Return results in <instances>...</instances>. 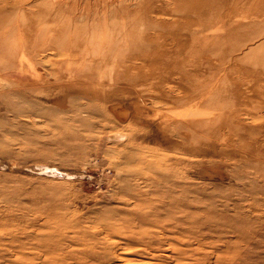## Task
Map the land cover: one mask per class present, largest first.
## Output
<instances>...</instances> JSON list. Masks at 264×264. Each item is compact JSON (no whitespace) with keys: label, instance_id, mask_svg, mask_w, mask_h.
<instances>
[{"label":"rangeland","instance_id":"rangeland-1","mask_svg":"<svg viewBox=\"0 0 264 264\" xmlns=\"http://www.w3.org/2000/svg\"><path fill=\"white\" fill-rule=\"evenodd\" d=\"M76 1L0 30V264H264L254 0Z\"/></svg>","mask_w":264,"mask_h":264},{"label":"bare ground","instance_id":"bare-ground-1","mask_svg":"<svg viewBox=\"0 0 264 264\" xmlns=\"http://www.w3.org/2000/svg\"><path fill=\"white\" fill-rule=\"evenodd\" d=\"M3 1V4L1 3V7H2V5H3V7L0 9V30H2V32H1V35H5L9 30L10 31H14V32H16L17 33V37H16V39H14L15 40V42L17 43V44H20V37H18L19 36V33H20V26H21V24H22V22H23V20H22V17H21V14H22V12H25L24 11V7H26L24 4L26 3V1H28V0H2ZM2 1H0V2H2ZM53 1V3H56V5H58V4H62L61 2H62V0H52ZM64 1V0H63ZM67 1V0H66ZM79 1V0H78ZM78 1H76V2H78ZM90 1V0H89ZM96 1V0H95ZM95 1H93L94 3H97V2H95ZM106 1H108V5H109V3L112 5V6H114V4H115V0H106ZM121 1V0H120ZM126 1H128V0H126ZM130 1V0H129ZM128 1V2H129ZM132 1V0H131ZM138 1V0H137ZM137 1L135 2V0H134V6L136 5V3H137ZM142 1V0H141ZM144 1H146V0H144ZM181 1V0H180ZM233 1H235V3H238V2H244V0H233ZM253 1V0H252ZM69 2V1H68ZM80 2V1H79ZM82 2V1H81ZM80 2V3H81ZM92 2V3H93ZM117 2H118V0H117ZM123 2H125L124 0H123ZM139 2V1H138ZM167 2V1H166ZM246 2V1H245ZM58 3V4H57ZM70 3V2H69ZM72 3V2H71ZM75 3V2H74ZM83 3V2H82ZM81 3V4H82ZM93 3V4H94ZM103 3H104V1H103ZM126 4H127V2H125ZM133 3V2H132ZM170 3H172V2H170ZM196 3V2H195ZM247 3V2H246ZM249 3H251V2H249ZM248 3V4H249ZM84 4V3H83ZM86 4V3H85ZM92 4V5H93ZM101 4V3H100ZM144 4V3H143ZM233 4V3H232ZM239 4V3H238ZM71 5V4H70ZM76 5V4H75ZM80 5V4H79ZM89 5V4H88ZM107 5V4H106ZM111 5H110V7L108 6V8H111ZM121 5V4H120ZM129 5H130V3L125 7L126 9H128V7H129ZM240 5H242V6H244L243 4H240ZM59 6V5H58ZM77 6V5H76ZM94 6V5H93ZM95 6H96V4H95ZM99 6H101V5H99ZM117 6H119V5H117ZM123 6H124V3H123ZM162 6V5H161ZM178 6V5H177ZM233 6V5H232ZM235 6V5H234ZM246 6V5H245ZM251 7H249V9H247L246 11L248 12L249 11V13H251L253 16H254V18H260V22H258L259 23V32H258V35L259 34H262V35H264V0H254L253 1V5H250ZM67 7H68V5H67ZM84 7L85 8H87V6L86 5H84ZM136 7V6H135ZM138 7H139V5H138ZM28 9H29V7H27ZM77 8V7H76ZM99 8V7H98ZM104 8V7H103ZM102 8V9H103ZM107 8V7H106ZM114 8V7H113ZM113 8H111V9H108V10H113L114 11V9ZM116 8V7H115ZM119 8V7H118ZM121 8H122V6H121ZM132 9L130 10V11H132L134 8L133 7H131ZM143 8V7H142ZM178 8V7H177ZM176 8V9H177ZM235 8V7H234ZM236 8H238V7H236ZM239 8H241V6L239 7ZM246 8H248L247 6H246ZM63 9V8H62ZM72 9V8H71ZM70 9V10H71ZM79 9H81V10H83L81 7L79 8ZM87 9H89V8H87ZM86 9V10H87ZM91 9V8H90ZM92 9H93V7H92ZM130 9V8H129ZM136 9V8H135ZM137 9H139V8H137ZM175 9V10H176ZM179 9V8H178ZM59 10V9H58ZM72 10H74V9H72ZM71 10V11H72ZM94 10V9H93ZM99 10V9H98ZM123 10V9H122ZM170 10L172 11L173 9L172 8H170ZM181 10V9H180ZM183 10V9H182ZM231 10H232V8H231ZM242 10H245V7L242 9ZM74 11H76V10H74ZM78 11V10H77ZM84 11H85V9H84ZM96 12H97V9L95 10ZM102 11V10H101ZM116 11V10H115ZM124 11V10H123ZM123 11H121V13L123 12ZM140 11V10H139ZM165 11V10H164ZM163 11V12H164ZM234 11V10H233ZM237 10H235V12H236ZM69 12V11H68ZM80 12V11H79ZM82 13H84L85 14V12H83V11H81ZM91 12V11H90ZM93 12V11H92ZM109 12V11H108ZM127 12V11H126ZM176 12H178L177 10H176ZM239 12H240V9H239ZM245 12V11H244ZM77 13V12H76ZM76 13H75V15H76ZM86 13H87V11H86ZM101 13V12H100ZM115 13V12H114ZM117 13H118V11H117ZM127 13H129V15H130V13L131 12H127ZM135 13V12H134ZM148 13V12H147ZM81 14V13H80ZM109 14H112V12L111 13H109ZM123 14V13H122ZM136 14V13H135ZM139 14V13H138ZM240 14V13H239ZM10 15H14V17H13V19L11 20V21H8V19H9V16ZM83 15V14H82ZM101 15V14H100ZM104 15V14H103ZM108 15V14H107ZM124 15H126V13L124 14ZM123 15V16H124ZM151 15V14H150ZM153 15H154V13H153ZM77 16V15H76ZM86 16V15H85ZM90 16V15H89ZM92 16V15H91ZM108 16H110V15H108ZM119 16V15H118ZM121 16V15H120ZM127 16V15H126ZM134 16V15H133ZM57 17V16H56ZM95 17V16H94ZM125 17V16H124ZM130 17V16H129ZM156 17V16H155ZM88 18V17H87ZM91 19H92V17H90ZM97 18H99V16H97ZM128 18V17H127ZM183 18V17H182ZM70 19V18H69ZM178 19V18H177ZM183 19H185V18H183ZM99 20H101V19H99ZM98 20V21H99ZM89 21H90V19H89ZM152 21V20H151ZM157 21V20H156ZM168 21V20H167ZM79 22L81 23V20H79ZM92 22V21H91ZM87 23H89V22H87ZM168 23V22H167ZM172 23V22H171ZM183 23V22H182ZM186 23V22H185ZM70 24V23H69ZM85 25V24H84ZM163 25V24H162ZM168 25V24H167ZM173 25V24H172ZM171 25V26H172ZM94 26V25H93ZM115 26V25H114ZM177 26V25H176ZM180 26H182V25H180ZM2 27H3V29H2ZM121 27V26H120ZM174 26H172V28H173ZM184 27V26H183ZM91 28V27H90ZM92 28H94V27H92ZM107 28H109V27H107ZM167 28V27H166ZM257 28H258V26H257ZM68 29V28H67ZM99 29V28H98ZM104 29V28H103ZM106 29V28H105ZM121 29V28H120ZM168 29V28H167ZM95 31L97 30V29H94ZM118 30V29H117ZM169 30V29H168ZM176 30H178V29H176ZM257 31H258V29H256ZM59 31V30H58ZM94 31V32H95ZM142 31V30H141ZM46 32V31H45ZM99 32V31H98ZM101 32V31H100ZM103 32V31H102ZM135 32V31H134ZM153 32V31H152ZM110 33V32H109ZM108 33V34H109ZM116 33V32H115ZM139 33V32H138ZM113 34V33H112ZM117 34V33H116ZM136 34V33H135ZM78 35V34H77ZM118 35V34H117ZM123 35V34H122ZM258 35H257V37H258ZM72 36V35H71ZM75 36V35H74ZM115 36V35H114ZM128 37V36H127ZM138 37V36H137ZM158 37V36H157ZM262 37V36H261ZM52 38V37H51ZM107 38V37H106ZM136 38V37H135ZM260 38V37H259ZM50 39V38H49ZM74 39V38H73ZM87 39V38H86ZM85 39V40H86ZM108 39H111V38H109L108 37ZM145 39V38H144ZM264 39V38H263ZM51 40V39H50ZM80 40V39H79ZM83 40V39H82ZM156 39H154L153 41H155ZM52 41H54V40H52ZM76 41V40H75ZM153 41H152V43H153ZM157 41V40H156ZM88 42V41H87ZM103 42V41H102ZM48 43H50V42H48ZM155 43V42H154ZM153 43V44H154ZM15 44V43H14ZM17 44H15V46H17ZM264 44V43H263ZM46 45V44H45ZM73 45V44H72ZM88 45H89V43H88ZM91 45V44H90ZM152 45V44H151ZM155 45H156V43H155ZM55 46V45H54ZM130 46H131V44H130ZM138 47H140L139 45H137ZM162 46V45H161ZM132 47H133V45H132ZM138 47H137V49H138ZM156 47H158V46H156ZM160 47V46H159ZM158 47V48H159ZM17 48H18V46H17ZM76 48V47H75ZM95 48H97V47H95ZM129 48V47H128ZM88 49V48H87ZM126 50H127V48H126ZM133 50V49H132ZM140 51V48H139V50L137 51L136 50V52L138 53ZM143 51V50H142ZM40 52V51H39ZM43 52V51H42ZM135 52V51H134ZM140 53V52H139ZM146 53V52H145ZM33 54V53H32ZM43 54V53H42ZM117 54V53H116ZM127 54V53H126ZM134 54V53H133ZM143 54V53H142ZM257 54V53H256ZM259 55L258 56H256V57H259L260 59H259V61H261V64H264V45H262V47H261V49H260V51H259V53H258ZM87 55V54H86ZM114 55V54H113ZM20 56V55H19ZM23 57H24V55H22ZM33 56V55H32ZM70 56V55H69ZM92 56H94V55H92ZM126 56H128V55H126ZM35 57V56H34ZM41 57V56H40ZM97 57V56H96ZM125 58V57H124ZM142 58V60H143V57H141ZM153 58V57H152ZM190 58V57H189ZM90 59V58H89ZM111 59H112V57H111ZM136 59V58H135ZM25 60V59H24ZM106 60V59H105ZM126 60V59H125ZM134 60V59H133ZM138 60V59H137ZM144 62V61H143ZM261 67V66H260ZM262 68V67H261ZM108 71V70H107ZM114 73V72H113ZM263 75V74H262ZM100 230V229H99ZM114 241V240H113ZM112 242V241H111ZM110 242V243H111ZM114 244V243H113ZM111 246V245H110ZM113 246V245H112ZM120 247V246H119ZM171 247V246H170ZM111 248V247H110ZM170 249V248H169Z\"/></svg>","mask_w":264,"mask_h":264}]
</instances>
